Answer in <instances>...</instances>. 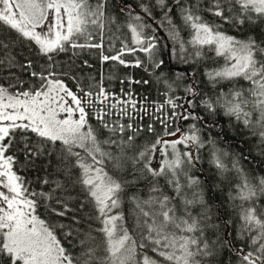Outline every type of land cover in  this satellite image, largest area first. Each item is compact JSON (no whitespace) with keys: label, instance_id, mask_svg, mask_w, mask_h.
Returning a JSON list of instances; mask_svg holds the SVG:
<instances>
[{"label":"snow or ice","instance_id":"snow-or-ice-1","mask_svg":"<svg viewBox=\"0 0 264 264\" xmlns=\"http://www.w3.org/2000/svg\"><path fill=\"white\" fill-rule=\"evenodd\" d=\"M106 4L107 0H0V66L20 68L31 81L25 87L10 71L8 82H0V264H209V258L224 251L236 257V264H264V176H251L239 160L231 167L225 164L228 154L215 149L214 141L202 140L195 124L189 133L179 127L168 131L175 119H202L190 111L196 106L192 99L185 108L177 104L179 97L169 96L154 112L141 105L139 112L164 127L162 136L141 145L138 137L144 129L131 122L138 114L131 92L124 93L126 98L110 93L102 74L97 84L87 89L77 84L74 92L61 78L67 73L57 71L56 60L61 53L71 51L75 57L77 50L95 49L102 63L140 67L139 58L132 63L125 55L143 52L152 61L155 33L166 24L173 58L192 64L223 61L205 70L213 93L202 98L201 105L209 113L222 112L233 126H242L264 144V38L229 35L221 24L204 17L208 13L238 30L252 28L264 23V0H154V5L142 3L135 14L125 5L121 11H128V22L123 26L106 14ZM156 8L161 21L153 14ZM113 27H124L130 34L118 49L113 39L119 38L106 37ZM106 39L114 54H105ZM18 45L45 60L39 71L32 70L31 59L17 61L12 49ZM186 91L193 99L199 94L194 83ZM125 117L129 122H122ZM147 132H154L152 123ZM205 143L213 146L210 163L220 175L234 173L229 200L240 221L234 238L241 241L239 247L229 239L230 230L215 240L206 235L210 217L201 181L189 174ZM13 149L24 154L22 168L56 154L57 172L64 180L43 178L41 184L54 185L47 192L31 188L14 170L18 160ZM57 191L64 196L55 195ZM79 197V209L89 205L92 211L83 220L72 216L76 227L38 213L43 206L56 217H67L73 211L68 201ZM52 200L60 207H53ZM230 223L225 221L226 229Z\"/></svg>","mask_w":264,"mask_h":264},{"label":"trees","instance_id":"trees-1","mask_svg":"<svg viewBox=\"0 0 264 264\" xmlns=\"http://www.w3.org/2000/svg\"><path fill=\"white\" fill-rule=\"evenodd\" d=\"M150 4L154 5V0H107L106 14L115 17L117 23L121 26L128 22V11H121L125 5H131L135 12L140 11V5ZM154 16L157 21L162 20V13L159 8L154 11ZM204 17L210 23L221 24V30L229 35L237 36L238 38H246L248 35H256L257 38H264V23H259L252 28L247 25L243 30L233 28L228 24H224L219 18L213 17L208 13H204ZM175 18V17H174ZM150 31V30H149ZM161 33V34H160ZM157 36V52L152 61H149L147 55L143 52H137L135 56L125 55L124 59L132 63L137 58L142 61L140 67L120 65L117 62L109 61L102 63L99 59L98 51L91 50H77L78 56L73 57L72 52L61 53L56 60L58 62L57 71L67 73L62 76L67 86L74 92L77 91V84L80 87L87 89L90 85L97 84L101 79V74L104 77L103 83L105 88L121 98H126L124 93L131 92L133 99L137 102L138 114L134 113L136 119L131 121L136 127L143 126L138 137V142L141 145L150 144L154 142L155 138L164 133V127L158 120H153L149 115L139 112L141 105L149 109V112H154L157 105L164 104L165 100L171 97H179L177 104L188 107L187 100L192 99L196 105L190 111L195 115L202 117L201 120H181L175 119L170 122L168 131H175L177 127L181 129L182 133H189V126L195 124L200 130L199 135L205 142L214 141L215 149L221 152H226L228 155L224 157V162L229 167L233 160H239L240 165L251 176L261 177L264 176V144L260 143L259 139L250 135L246 131L241 130L242 126H233L234 122L230 121L228 117L224 116L222 112L209 113L200 103L201 99L206 95H212L213 90L208 84L207 78L204 75L206 69H211L220 66L222 60L217 61L213 59H205L198 64L182 63L179 59H175L171 55L172 42L168 39V29L165 24L164 27L159 28L155 33ZM185 39L188 38L187 33H182ZM106 37H118L113 39L115 48L120 47V40H128L130 34L127 29L120 27L117 31L113 27L112 32L106 31ZM105 54H114V51L109 52L107 47ZM12 54L16 56L18 62L23 63L25 59L33 61V69L40 70V66L45 63V60L38 57L34 51L30 50L26 45H18L12 49ZM88 61L91 67H87L83 62ZM163 61L159 68L154 67V63ZM0 82H8L9 72H13L16 76L20 77L25 82V87L31 83L27 72H23L20 68L8 69L5 66H0ZM147 69V70H145ZM183 73L182 77L178 78V74ZM75 77V79H72ZM123 81V83H121ZM140 81V83H136ZM147 81V83H144ZM195 84L199 90V94L193 99L186 91L190 84ZM171 85V90L168 88ZM123 89V92L121 91ZM167 94V95H166ZM166 112L170 113V108H165ZM177 112H183V108H177ZM156 116H161L160 112L155 113ZM112 117L111 119H116ZM124 123L129 122L127 117L123 119ZM90 123L95 127L97 122L91 119ZM152 123L154 132H147V125ZM179 135V133H178ZM174 139L175 137H166ZM22 147V145H20ZM183 149V146H181ZM15 152L18 164L14 166V170H18V174L23 176L26 181L30 182L31 188L36 191H50L54 185L41 184L40 181L47 177L49 180H64L61 173L57 172V156H42L36 158L31 164L25 165L24 154L16 149ZM213 146L210 143H205V147L199 149L198 155L200 159L195 162V167L190 169V175H193L201 181L200 189L203 192V197L207 205L208 215L210 217L208 223L210 227L206 230V235L211 240H215L218 236L223 237L226 231H231L234 243L239 247L241 241L235 240V236L239 229L240 221L237 217V211L233 207V202L229 200V192L232 191L231 182L234 178V173L226 174L227 178L220 175L218 170L213 164L210 163L211 152ZM163 183V181H161ZM131 191V190H130ZM74 197L77 196L75 191L71 193ZM144 193H141L143 195ZM234 194V193H233ZM63 197L64 193L57 191L55 194ZM78 199L68 201L69 207L73 209L68 213L67 217H56L51 214V210H45L43 206L38 208V213L41 218L51 219L55 222L72 225V216H76L83 220L84 217L91 214V207L86 205L83 210L79 209ZM53 207L59 208L60 206L55 203V200L49 201ZM236 203H239L238 201ZM131 205L126 204V211H130ZM225 221H231L228 228H225ZM76 227V225H72ZM65 246H68L65 242ZM209 264H236V257L228 251L222 254L209 258Z\"/></svg>","mask_w":264,"mask_h":264},{"label":"rangeland","instance_id":"rangeland-1","mask_svg":"<svg viewBox=\"0 0 264 264\" xmlns=\"http://www.w3.org/2000/svg\"><path fill=\"white\" fill-rule=\"evenodd\" d=\"M228 34V33H227ZM129 223H131V221H129Z\"/></svg>","mask_w":264,"mask_h":264},{"label":"water","instance_id":"water-1","mask_svg":"<svg viewBox=\"0 0 264 264\" xmlns=\"http://www.w3.org/2000/svg\"><path fill=\"white\" fill-rule=\"evenodd\" d=\"M161 34V33H160Z\"/></svg>","mask_w":264,"mask_h":264}]
</instances>
